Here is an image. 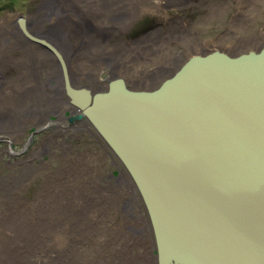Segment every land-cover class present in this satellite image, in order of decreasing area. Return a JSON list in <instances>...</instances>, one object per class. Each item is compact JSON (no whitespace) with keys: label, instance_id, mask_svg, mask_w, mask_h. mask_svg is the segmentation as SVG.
Returning a JSON list of instances; mask_svg holds the SVG:
<instances>
[{"label":"water","instance_id":"obj_1","mask_svg":"<svg viewBox=\"0 0 264 264\" xmlns=\"http://www.w3.org/2000/svg\"><path fill=\"white\" fill-rule=\"evenodd\" d=\"M25 21L60 63L80 111L69 122L86 117L132 178L157 263L264 264V44L195 53L154 88L103 72L108 86L93 92Z\"/></svg>","mask_w":264,"mask_h":264},{"label":"bare ground","instance_id":"obj_2","mask_svg":"<svg viewBox=\"0 0 264 264\" xmlns=\"http://www.w3.org/2000/svg\"><path fill=\"white\" fill-rule=\"evenodd\" d=\"M88 1L91 4L86 6V3L82 5V0H46L36 16L31 18L24 16V18L26 19V28L31 35L44 38V40L59 49L67 63L68 75L72 85L74 87H89L93 92H96L101 90L94 89L92 86L93 82H90L95 74L93 67H91V62L96 63L100 60L102 62L107 60L105 62L107 65L105 66H110L111 60L107 58L110 56L111 51L109 49L107 52L109 48L108 44L105 45L107 47H100L97 51L91 48V53L87 55V64L84 65L85 61L82 60L77 52L74 50L66 52L62 49L64 46L71 44L67 40H71L74 36L75 40L72 44L85 48L87 43L86 32L93 31L92 25L94 23L98 24V22H102L97 20L98 17L103 16L113 19L116 17L128 16L129 18L132 16L131 22L127 21L128 23H123L120 26V28H124L129 24H133L138 15L148 14L160 8L164 4V1ZM225 9H218L215 11V15H221L223 12H226ZM238 10L237 13L240 14L242 12L240 3ZM254 10L260 14H264V10L261 8ZM51 15H56V19L51 27H46V23L51 20L53 21V19H50ZM70 19L72 21L77 20L76 23H73L75 24L74 27L68 25ZM106 25L103 23L100 26L104 27ZM260 26L258 22L251 23L246 20L236 19L230 26L232 28V33L230 30L229 34L230 38L222 37L218 40L206 39L205 41H199L196 35L194 36L191 32H189L188 37H181V34L186 30L180 31L177 35L173 33L170 36L179 41L183 40L185 43L187 40L191 41V43H187L185 50V53L191 56L207 50L215 42H221L225 38L229 46L237 43L235 40L230 41L231 38H238L239 36L247 38L246 40L253 43L261 39L263 40L264 26L259 28ZM159 36L161 37L162 35L159 34ZM59 40L63 41V44ZM150 41H152L151 38ZM20 42H24V44ZM28 43H32L33 45ZM23 45L29 47L22 48ZM174 48H176V44L134 41L132 46L123 49V52L143 55V58L146 56L144 54H148L147 57L153 58L152 56L157 52L156 55L160 56L159 60L156 63H149V65L158 64V71L167 74L168 71L165 65L171 63L167 53L171 54ZM247 50L254 49H246L245 51ZM148 51L151 52L146 53ZM143 52L145 53L142 54ZM16 55L18 57H15ZM189 56L186 55L184 59L186 60ZM52 57H55L52 51L39 43L35 44L26 35V32L18 21L16 23L0 22V63L4 61L10 63L17 73L18 79H27L19 81V84L12 79L7 81L10 84H8V88H6L5 84L0 87V139H4L1 138L4 135H9L12 139L15 134L19 133L21 126L26 121V111L34 113L33 121L46 126L48 119L56 117L57 113L59 115L57 119H63L68 109H71V104L69 106L70 100H66L64 97V80L60 63L59 61L54 62L55 60ZM125 61L130 60L125 59ZM24 64H28L29 67L25 69ZM73 64L75 68L72 67ZM139 69L143 73L148 74L152 71L150 68H146L145 70L139 67ZM76 75L87 77L88 83H77ZM151 77H155V75H151ZM51 110H53L52 113H47ZM79 113L80 111L76 113L75 109L73 113L71 112L74 115ZM75 124H78V126L71 129L65 128L67 125L66 121L62 122L64 128H60L59 131L64 130L67 133L59 136L57 140H67L68 137H71L74 138L73 142L77 141L79 136L78 130L81 128V124L80 121H76ZM70 145L64 151H62V148L54 145L53 152L61 150V153L60 155L52 153L49 155V158L51 160L59 159L65 161L63 167L65 173H62V177L58 180V177H50L47 183L52 186V189L46 187L36 199L28 200L20 195L23 188V179L25 174H27L24 168L33 167L35 165L34 160L25 161V166L22 167L24 170L15 177H12V181L4 186L2 190L4 198L0 199V264H74L73 261H78L80 264H124V259L120 258L122 253L125 256H131L127 249L131 248L134 243H125L126 238H128L125 235L127 231H124L123 227L115 224L111 231L112 235L109 234V231L102 228L104 219L102 214H98L94 209V207L96 208V191L103 190L108 194L110 199L104 207L98 206V209L102 208L103 210L110 207V202L113 200L109 196L110 194L115 195V193H119L123 198L125 191L121 192L118 187L112 190L103 188L97 181L88 178L85 183L80 185L81 192L76 195L75 192L79 188L75 186L74 182L79 174V166L82 161L79 155L73 156L71 154L72 151L70 150L72 147ZM45 146L51 148L52 145L47 144ZM39 153L42 157V151L38 150L36 152V154ZM113 161L116 162L115 159ZM88 168L90 166L86 167V169ZM69 185H71V188L66 189ZM130 186L134 188V186ZM120 204L121 199L119 198L118 201L113 203V206H118L117 209H119ZM1 205L3 206L1 207ZM69 208L72 211L71 215L73 218L72 222L70 220L67 223V216L62 217V213H67ZM25 209L30 211L31 214H27ZM21 217H23L21 224L16 223L15 225H11V222ZM76 219H83L85 221L84 226L80 230L72 228V223L76 222ZM63 223L66 225L61 226ZM126 225L130 229L135 228V225H132L131 222H126ZM119 243H124L121 247L123 251L120 250V247H116V244ZM80 248L88 249L90 258L80 257ZM145 256L146 249L143 248L141 250L140 248L135 257L127 258V260L131 261L132 264H139L140 261L143 264H156L157 254L156 257L154 255L153 259L150 258L149 261Z\"/></svg>","mask_w":264,"mask_h":264},{"label":"rangeland","instance_id":"obj_3","mask_svg":"<svg viewBox=\"0 0 264 264\" xmlns=\"http://www.w3.org/2000/svg\"><path fill=\"white\" fill-rule=\"evenodd\" d=\"M46 0H0V22H8V23H16L18 18L21 16H25L26 18H31L36 16L39 13L41 7L43 6ZM82 5L85 3L86 6L90 5L91 2L88 0H82ZM164 4L160 7L151 11L150 13L142 14L141 16L138 15L137 19L134 20L133 24L126 26L124 28H120L123 23H128L127 21L132 20V16L128 18V16L124 17H116L113 19L105 18L103 16L98 17V24L94 23L93 31L86 32L87 43L85 48L77 47V45H73L72 42L75 40V37L71 40H67V42H71V44L64 46L62 49L66 52L74 50L77 52L83 61H85L84 65L87 64V55L91 53L90 50L93 48L94 51L99 50V48L107 47L105 46L108 44L107 52L111 51L110 56L107 59L111 60L110 66L107 65L105 62L107 60H102L93 63L91 62L93 69H94V76L91 78L90 82H93L92 86L96 90H102L108 86V81L102 77L103 72H106L109 78H114L116 76H125L128 80V83L135 88L141 87H148L154 88L159 85L162 80L159 79V75L157 74L155 77H151L148 73H143L139 67L144 68L146 70L149 69L151 66L149 63H156L160 56L156 55L157 52L152 56L153 58L147 57L143 58V55H139L136 53L131 52H123V49L132 46L134 41H142V42H161V43H170L176 44V48H174L173 52L167 53L169 55V59L171 60V64L174 62V59L178 55L182 56H189V54L185 53L187 43H191V41L187 40L185 43L183 40L179 41L177 39L171 38V34L177 35L182 28H186L181 34V37H188L190 34L189 32L193 33V35L198 38L199 41H205L206 39L218 40L222 37H229L230 30L232 33L231 23L234 22L236 19H242L249 21L251 23H259L261 25L259 28L264 26V14H260L259 12L255 11L254 9L261 8L264 10V0H163ZM242 7V12L239 14L237 13L238 5ZM226 8V12H223L221 15H215V11L218 9ZM224 10V11H225ZM179 15V16H178ZM180 21L176 26H173L171 21L172 17ZM160 17L162 19H160ZM126 18V19H125ZM50 19L53 21H49L46 23V27H51L53 22L56 19V15H51ZM152 19L154 25L151 29L146 31L143 35L137 38H126L127 36H133L134 34H128L127 36H122L120 29H131L136 27L141 21H146ZM155 19H158L155 21ZM76 21H72L71 19L68 21V25L74 27ZM107 24L106 26L102 27L101 24ZM159 34L162 36L160 37ZM236 36V35H235ZM150 38L152 41H150ZM226 39V38H225ZM224 40L221 42H215L210 48L214 49L219 48L226 50L232 54H238L246 49H260L261 46L264 44V39L259 40L255 43L246 40L247 38H231L230 41H237V43L231 44L233 46H229L228 43ZM35 44L37 42L33 41ZM60 43L63 44V41L59 40ZM23 43L24 42H20ZM119 43V44H118ZM32 44V43H28ZM33 45V44H32ZM29 47L24 46L22 48ZM148 51L146 53H150ZM19 55V54H18ZM16 55L15 57H18ZM14 56V55H13ZM20 56V55H19ZM55 56V55H54ZM134 56V58H133ZM54 62H57L55 57H52ZM133 58V59H132ZM155 58V59H154ZM130 60V61H125ZM48 60V59H47ZM167 64V63H166ZM158 66V65H156ZM1 71H0V87L3 84L6 85V88L9 87V83L7 81L14 79L17 84L19 81H25L27 79H18L17 73L15 72L13 66L8 62H1L0 63ZM28 64H24V68H28ZM73 68L74 64L72 65ZM154 74V73H153ZM77 83L82 82L83 84L88 83L87 77H81L76 75ZM156 80V81H155ZM9 84V85H8ZM64 88V83H63ZM50 91V90H49ZM65 99L69 100L68 96L64 94ZM21 106V105H19ZM70 106V104H69ZM30 111H26V121L21 126L19 133L15 134L14 137L11 139L9 135H4L0 139V199H3V188L8 183L11 182L12 177L20 174L22 170L26 169L27 174L23 179V188L20 192V195L28 200L36 199L41 193L42 190L46 187L52 189V186L47 183V180L50 177H62V173H65L64 170V163L65 161H61L59 159H50L49 155L54 153L55 155H60L61 150L59 152H53L54 145H57L58 148H62L64 151L70 145L72 149L70 151L71 154L79 155L81 158V165L79 166V174L74 182L75 186L79 189L75 194L81 192L80 185L85 183L88 178H95L96 180H100V176L103 179H107V174H101V170L103 166H107L110 162H107V158L104 157V154L100 152V147L98 143V137H92L90 131L86 129L84 133L78 132L79 136L77 141L73 142L74 138L68 137L67 140H57L59 136H62L65 131H57L53 130L51 132L47 129L40 133H34L31 135L33 138L30 140L31 130L34 126L40 127V124H37L36 121H33L34 113H29ZM53 110L48 111L47 113H52ZM37 124V125H36ZM96 133V132H95ZM100 137V136H99ZM102 139V138H101ZM100 139V141H102ZM104 142V141H102ZM52 145L51 148L45 145ZM46 148V149H45ZM42 151L43 156L36 154L37 151ZM47 150V151H46ZM60 157V156H59ZM68 159V156H67ZM116 160L114 165L110 164V174L111 180L115 183L114 185L120 189L121 192L126 191L128 187V183H123L122 179L120 178L122 171L120 169L124 168L123 164L118 158H113ZM34 160L35 165L33 167H27L22 169L25 166V161ZM87 166L90 168L86 169ZM99 168L98 173H96V168ZM55 171V172H54ZM114 171V175H113ZM53 172V173H50ZM130 176V175H129ZM118 178L120 181H118ZM132 179V178H131ZM56 180V182H57ZM132 184H134L133 180ZM121 185L123 187H121ZM136 187V186H135ZM134 189L136 190L137 188ZM71 188L69 185L66 189ZM130 190V189H129ZM138 191V190H137ZM97 194L96 197V208L94 209L98 212V214H102L103 219V227L105 230L111 231L113 230V226L115 224L123 227V230L127 231L125 233L128 238H126V242L128 244L134 243L131 248L127 249L129 251L130 257H135V255L143 248L146 249V256L145 258L149 261V259H153L154 255L156 257L155 252V241L154 235L152 231V227L150 224L149 216L142 201V198L138 196V199L128 198L127 196H122L119 193L110 194L109 196L113 199L110 202V207H107L105 210L102 208L98 209L99 207H104V205L110 200L108 194H106L103 190H99L95 192ZM121 196V197H120ZM119 198L121 199V204L119 209L118 206H113L115 201H118ZM124 200L126 203H124ZM128 203L130 205H128ZM3 205H1L2 207ZM127 206V207H125ZM81 207V206H80ZM127 208V209H126ZM27 214H31L30 211H27ZM72 211L70 208L68 209L67 213H62V217L67 216L66 221L69 223L73 216L71 215ZM23 217L14 220L11 222V225H15L16 223L21 224ZM77 220V219H76ZM111 220V221H108ZM84 220L78 219L76 222L72 223V228L75 230H80L84 226ZM126 222H131L132 225H135V228H129L126 225ZM66 224L63 223L61 226H65ZM143 228V229H142ZM109 229V230H108ZM136 230V231H134ZM112 235V234H111ZM132 238V239H130ZM140 238V240H138ZM136 240V242H135ZM124 243L116 244V247H120L121 249ZM122 253V252H121ZM80 257H89V251L86 248H80ZM129 256H125L123 253L120 258L124 259V264H132L131 261L127 260L130 259ZM74 264H80L78 261H73ZM139 264H143L140 261ZM156 264L157 259H156Z\"/></svg>","mask_w":264,"mask_h":264},{"label":"flooded vegetation","instance_id":"obj_4","mask_svg":"<svg viewBox=\"0 0 264 264\" xmlns=\"http://www.w3.org/2000/svg\"><path fill=\"white\" fill-rule=\"evenodd\" d=\"M179 16V15H178ZM160 19H162L161 17H160ZM158 19H155V21H157ZM171 21H172V23H173V26H178L177 24L180 22L179 20H178V18L176 19L174 16L171 18ZM155 23H153V21H152V19H149V20H146V21H141L136 27H134V28H131V29H127V30H121V31H119V32H122L121 33V35L122 36H127L128 34L130 35V34H134L133 36H127V37H125V39L126 38H129V37H131V38H137V37H140L141 35H143L146 31H148L149 29H151L153 26L152 25H154ZM132 26H135V23L134 24H132L131 25V27ZM182 30H186V28H182ZM223 50V49H222ZM224 51H226V50H224ZM248 51V50H247ZM227 52V51H226ZM229 53V52H228ZM184 57L185 56H182L181 54L180 55H178L175 59H174V62L171 64H167V65H165L166 66V69H167V71H168V73L167 74H163V73H161L160 74V71H158V68H159V65L158 66H156V65H153V66H151L150 67V69L152 70V71H150V73L148 74V75H159V79L158 80H162V81H164L166 78H168V77H170L171 75H173L179 68H180V66H181V64H182V62L185 60L184 59ZM155 59V58H154ZM157 71V72H156ZM154 73V74H153ZM105 79V78H104ZM64 80V79H63ZM105 80H107V79H105ZM127 80V79H126ZM156 81V80H155ZM127 83H128V80H127ZM128 85L129 86H131V87H133L132 85H130L129 83H128ZM133 88H135V87H133ZM141 88H148V87H146V86H144V87H141ZM64 94H66L67 95V91H66V88H65V82H64ZM68 96V95H67ZM69 98V97H68ZM67 100V99H66ZM70 100V99H69ZM69 104H71L70 102H69ZM74 109H75V111H76V113H78L79 111H77L78 109L74 106V105H72L71 104V109H68V111H67V114H66V116H65V118H63V119H57V116H59L58 115V113L56 114V117H51L50 119H48L47 120V125L45 126V125H40V127H37V126H34L33 128H32V130H31V134H30V137H31V135L32 134H34V133H40V132H42L43 131V129L44 130H46L47 129V133H48V131L49 132H51V131H53V130H57V131H59L60 130V128H64L63 127V125H62V122H64V121H66L67 122V125H66V127L65 128H71V129H74L76 126H78V124H75V122L76 121H80V124H81V128L78 130V132H81V133H84L85 131H86V129H88V131H90V133H92V134H90L92 137H98V143H99V147H100V152L102 153V154H104V157H106L107 158V162H110V164H112V165H114L116 162L115 161H113V158H118L116 155H115V153L112 151V149L107 145V143L103 140V139H101L102 137L99 135V133L97 132V130L94 128V126L91 124V122L86 118V117H83V118H81L80 120H75L73 123H71V122H69V117L71 116V115H74V114H71V112L73 113V111H74ZM54 116V115H53ZM57 120V121H56ZM75 125V126H74ZM35 130V132H33ZM63 130V129H62ZM64 131V130H63ZM96 132V133H95ZM100 136V137H99ZM29 137V138H30ZM31 138H33V136L31 137ZM31 138H30V140H31ZM100 139L102 140V141H104V142H102V141H100ZM110 164H108L107 166H103L102 167V169H100L101 170V174L103 173V174H107V179H103L101 176L99 177L100 178V180L98 181V180H96L95 178H93V180H95V181H97V183L98 184H101L102 186H103V188H106V189H116L117 187L114 185L115 183L111 180V174H110ZM120 169H121V171H122V174L120 175L121 177V179H122V182L123 183H128V189L125 191V193L123 194V197L124 196H127L128 198H133L134 200L135 199H138V196H140L139 195V192L137 191V189L135 190L133 187H131L130 185H132V186H134L135 187V185H133L132 184V179H131V177L129 176V173L127 172V170L125 169V167L124 168H121L120 167ZM98 170H99V168L97 167L96 168V173H98ZM113 175H114V171H113ZM118 181H120V179L118 178ZM121 187H123L122 185H121ZM136 188V187H135ZM130 189V190H129ZM124 203H126V201L124 200ZM128 205H130L129 203H128ZM125 207H127V206H125ZM128 208V207H127ZM126 208V209H127ZM155 252H156V250H155Z\"/></svg>","mask_w":264,"mask_h":264}]
</instances>
